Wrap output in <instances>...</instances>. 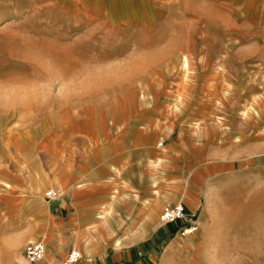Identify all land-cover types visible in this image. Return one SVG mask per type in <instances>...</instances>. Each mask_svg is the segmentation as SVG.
<instances>
[{
  "label": "rangeland",
  "instance_id": "374dc122",
  "mask_svg": "<svg viewBox=\"0 0 264 264\" xmlns=\"http://www.w3.org/2000/svg\"><path fill=\"white\" fill-rule=\"evenodd\" d=\"M133 112L163 133L158 150L172 128L189 142L198 227L160 218L183 193L153 209L155 230L96 233L94 255L111 238L106 254L124 244L143 264H264V0H0V264L37 263L23 250L46 249L44 190L66 196L56 172ZM70 248L60 264L80 263Z\"/></svg>",
  "mask_w": 264,
  "mask_h": 264
},
{
  "label": "crops",
  "instance_id": "0c3cea01",
  "mask_svg": "<svg viewBox=\"0 0 264 264\" xmlns=\"http://www.w3.org/2000/svg\"><path fill=\"white\" fill-rule=\"evenodd\" d=\"M66 2L73 6L74 0ZM113 121L123 127L115 131L116 125L112 123L110 130L106 128L107 132L103 131L106 141L103 147L91 152L90 162L81 159L73 168L65 165L56 172L62 171L69 193L64 197L47 200L44 192V199L52 216L45 225L48 233L45 245L54 264H60L70 245L76 251L83 252L78 264H143L134 251L122 249L124 244L120 248L114 247L112 254H106L104 246L107 243L113 246L111 238L108 241L99 238L94 255L95 234L132 233L138 230L141 223L147 231L155 230L161 224L157 223V212L153 209L167 201H176L183 193L185 195L180 200L185 197L184 203L188 206L186 209L195 214L194 207L190 204L192 201L186 197L191 192L188 188L190 180L186 181L189 176L186 175L187 167L191 164L187 158L191 151L189 142L182 136L176 139L170 137L174 132L172 128L165 133L169 142L164 144V140L160 144L166 146L161 151L157 149L159 145L155 148L151 142L155 138L159 140V135L163 133L153 125L151 128L146 127L147 121L138 113L123 114ZM94 131H91V135ZM78 132L87 139L84 130ZM114 134L115 140L112 139ZM56 173L53 177L46 176V180L54 186L58 182ZM50 179L55 180L56 185ZM184 225L186 222L181 221V226ZM79 229H83L82 232ZM38 236L41 234L38 233ZM136 240L137 238L124 242H131L132 245ZM149 257L156 258L153 252L149 253Z\"/></svg>",
  "mask_w": 264,
  "mask_h": 264
},
{
  "label": "built area",
  "instance_id": "2783aa9c",
  "mask_svg": "<svg viewBox=\"0 0 264 264\" xmlns=\"http://www.w3.org/2000/svg\"><path fill=\"white\" fill-rule=\"evenodd\" d=\"M164 141V139L161 140V143ZM45 198L47 200L58 198L59 190L57 187H48L45 189ZM195 214L189 212L185 205H183L181 202L177 203H171L165 205L163 208V211L161 213V220L162 222H172L176 220H181L182 222H186V225L181 226L180 233L185 234H191L197 230V222L194 219ZM24 258L27 260V262L30 263H36L40 261L45 252V246L44 243L41 241H30L24 248ZM78 258V252L76 250H72L69 254V261H76Z\"/></svg>",
  "mask_w": 264,
  "mask_h": 264
},
{
  "label": "bare ground",
  "instance_id": "6f19581e",
  "mask_svg": "<svg viewBox=\"0 0 264 264\" xmlns=\"http://www.w3.org/2000/svg\"><path fill=\"white\" fill-rule=\"evenodd\" d=\"M178 101L181 102L182 99H181V98H178ZM58 190L60 191V192H59V195H58V198L64 196L65 193L63 192V189H61V188L58 187ZM79 241H80V240H79ZM79 241H78V242H79ZM45 255H46V249H45V252H44V256H43V258H42L40 261H38L37 263L43 261V259L45 258ZM37 263H36V264H37Z\"/></svg>",
  "mask_w": 264,
  "mask_h": 264
}]
</instances>
